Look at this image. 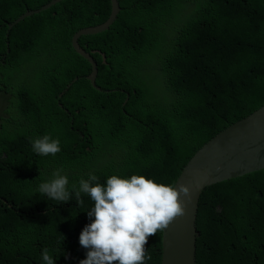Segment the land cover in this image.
<instances>
[{"label": "trees", "instance_id": "16d2710c", "mask_svg": "<svg viewBox=\"0 0 264 264\" xmlns=\"http://www.w3.org/2000/svg\"><path fill=\"white\" fill-rule=\"evenodd\" d=\"M49 1L0 0V264H43L45 248L79 264L93 203H76L80 179L174 184L212 137L264 106V0H117L109 29L77 41L100 89L71 39L104 23L110 1L60 0L8 30ZM44 134L60 141L54 156L32 150ZM56 170L68 202L38 191ZM196 228V264H264V170L205 187ZM161 235L148 237L146 264H161Z\"/></svg>", "mask_w": 264, "mask_h": 264}, {"label": "clouds", "instance_id": "9594fccd", "mask_svg": "<svg viewBox=\"0 0 264 264\" xmlns=\"http://www.w3.org/2000/svg\"><path fill=\"white\" fill-rule=\"evenodd\" d=\"M31 147L41 156H54L61 150L59 139L48 134L32 140ZM97 180L92 174L87 180L80 179L74 192L77 204L83 203L81 193L93 202L86 211L90 222L78 237L80 246L86 249L79 264H146L151 259L145 249L148 237L163 231L183 214L180 197L189 195V187L136 174L130 177L113 174L103 184ZM68 183L67 175L56 170L38 185V191L49 199L68 202L72 195ZM41 259L43 264H55L46 248L42 249Z\"/></svg>", "mask_w": 264, "mask_h": 264}, {"label": "water", "instance_id": "95a60500", "mask_svg": "<svg viewBox=\"0 0 264 264\" xmlns=\"http://www.w3.org/2000/svg\"><path fill=\"white\" fill-rule=\"evenodd\" d=\"M60 0H51L39 9L26 11L8 30L26 18L49 8ZM110 1L108 19L99 26L85 28L76 32L72 48L77 55L90 63L91 74L86 77L91 86H96L97 66L91 56L77 43L81 36L97 35L109 29L120 11L117 0ZM9 52V51H8ZM128 98L126 100L127 104ZM264 170V106L247 117L217 133L185 165L174 185L189 187L187 197L181 196L183 214L175 217L161 231V264H196L197 219L199 203L204 188L231 178L251 172Z\"/></svg>", "mask_w": 264, "mask_h": 264}, {"label": "rangeland", "instance_id": "374dc122", "mask_svg": "<svg viewBox=\"0 0 264 264\" xmlns=\"http://www.w3.org/2000/svg\"><path fill=\"white\" fill-rule=\"evenodd\" d=\"M188 1H191V0H188ZM193 4L194 3H192V2L186 3V5L184 7L185 8L184 11L180 14V18H179L180 21H184L186 19V17H187L186 14L189 10H191L193 8V6H194ZM152 66H153V64H152ZM152 84L154 86H160L159 82H157L155 79L152 80Z\"/></svg>", "mask_w": 264, "mask_h": 264}]
</instances>
